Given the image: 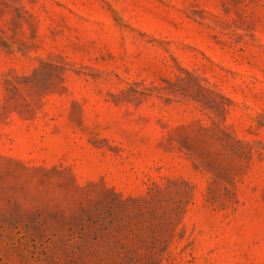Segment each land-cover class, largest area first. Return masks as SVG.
I'll return each instance as SVG.
<instances>
[{"label":"rangeland","instance_id":"1","mask_svg":"<svg viewBox=\"0 0 264 264\" xmlns=\"http://www.w3.org/2000/svg\"><path fill=\"white\" fill-rule=\"evenodd\" d=\"M0 264H264V0H0Z\"/></svg>","mask_w":264,"mask_h":264}]
</instances>
